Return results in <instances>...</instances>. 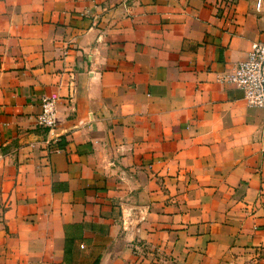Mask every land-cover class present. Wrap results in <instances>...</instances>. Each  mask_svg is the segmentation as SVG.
Listing matches in <instances>:
<instances>
[{
  "label": "crops",
  "instance_id": "crops-1",
  "mask_svg": "<svg viewBox=\"0 0 264 264\" xmlns=\"http://www.w3.org/2000/svg\"><path fill=\"white\" fill-rule=\"evenodd\" d=\"M256 41L264 0H0V264H264V118L222 81Z\"/></svg>",
  "mask_w": 264,
  "mask_h": 264
},
{
  "label": "built area",
  "instance_id": "built-area-1",
  "mask_svg": "<svg viewBox=\"0 0 264 264\" xmlns=\"http://www.w3.org/2000/svg\"><path fill=\"white\" fill-rule=\"evenodd\" d=\"M262 2L263 0H256L257 11ZM222 81L241 91L246 106L261 111L264 118V42L251 43L245 59L235 65L231 74L222 77ZM55 124L56 101L42 97L37 125L50 132Z\"/></svg>",
  "mask_w": 264,
  "mask_h": 264
}]
</instances>
